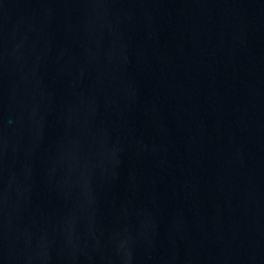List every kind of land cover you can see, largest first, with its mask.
I'll return each instance as SVG.
<instances>
[{"label":"water","instance_id":"1","mask_svg":"<svg viewBox=\"0 0 264 264\" xmlns=\"http://www.w3.org/2000/svg\"><path fill=\"white\" fill-rule=\"evenodd\" d=\"M0 264H264V0H0Z\"/></svg>","mask_w":264,"mask_h":264}]
</instances>
